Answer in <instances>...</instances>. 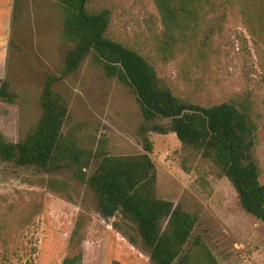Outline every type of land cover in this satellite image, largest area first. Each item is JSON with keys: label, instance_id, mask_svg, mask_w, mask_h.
<instances>
[{"label": "rangeland", "instance_id": "374dc122", "mask_svg": "<svg viewBox=\"0 0 264 264\" xmlns=\"http://www.w3.org/2000/svg\"><path fill=\"white\" fill-rule=\"evenodd\" d=\"M246 1L230 0L225 9L210 15L191 49L168 62L157 51L155 39L162 25L153 0H89L85 6L91 13L109 11L107 36L143 55L162 86L180 99L246 109L264 183V24L251 21L257 32L251 35L241 13ZM15 9L5 80L16 100L0 99V131L11 142L23 138L40 118L45 78L60 75L72 48L64 38L58 0H17ZM55 89L69 104L65 130L81 128L89 148L106 139L112 155L145 152L144 119L135 92L95 68L90 55ZM157 123L169 132V121ZM149 138L158 196L198 216L193 238H200L220 264H264V223L242 208L220 169L183 147L174 134L150 133ZM51 179L65 182L73 200L49 189ZM80 214L91 218L84 264H150L149 254L114 227L118 223L130 231L127 220L122 215L105 218L97 211L93 192L76 180L73 170L48 173L0 160V264H62L71 254L69 240Z\"/></svg>", "mask_w": 264, "mask_h": 264}, {"label": "trees", "instance_id": "16d2710c", "mask_svg": "<svg viewBox=\"0 0 264 264\" xmlns=\"http://www.w3.org/2000/svg\"><path fill=\"white\" fill-rule=\"evenodd\" d=\"M58 1L64 38L72 48L60 75L46 76L39 97L41 116L25 136L11 142L0 131V160L14 167H35L48 173L73 170L76 180L93 192L97 211L105 218L122 215L127 220L131 232L124 231L118 223L114 227L133 246L149 254L150 264H220L200 238H193L198 216L159 198L156 165L151 156L154 144L149 134H174L183 147L210 159L235 189L242 208L264 223V183L252 140L253 122L247 110L231 103L205 107L180 99L162 86L155 68L143 55L107 36L109 11L88 12L85 5L89 0ZM153 1L162 25L155 42L165 62L191 49L207 18L230 3ZM250 2H244L241 13L251 35L256 37L251 21L264 24V0H253L255 5ZM89 55L95 68L135 92L144 119V153L115 156L109 152L106 139L99 140L96 148H89L81 128L65 130L69 104L55 86L79 71ZM0 99L10 103L16 100L5 79L1 81ZM160 120L169 121V132L157 123ZM93 165L96 167L91 171ZM46 186L73 200L65 182L51 179ZM90 221L85 214L77 218L69 240L71 254L62 264H84L83 244Z\"/></svg>", "mask_w": 264, "mask_h": 264}, {"label": "crops", "instance_id": "0c3cea01", "mask_svg": "<svg viewBox=\"0 0 264 264\" xmlns=\"http://www.w3.org/2000/svg\"><path fill=\"white\" fill-rule=\"evenodd\" d=\"M15 2L16 0H0V81L6 78Z\"/></svg>", "mask_w": 264, "mask_h": 264}]
</instances>
